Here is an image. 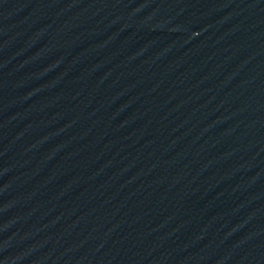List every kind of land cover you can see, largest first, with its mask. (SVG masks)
I'll use <instances>...</instances> for the list:
<instances>
[{"label":"water","instance_id":"water-1","mask_svg":"<svg viewBox=\"0 0 264 264\" xmlns=\"http://www.w3.org/2000/svg\"><path fill=\"white\" fill-rule=\"evenodd\" d=\"M0 264H264V0H0Z\"/></svg>","mask_w":264,"mask_h":264}]
</instances>
